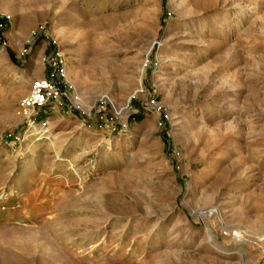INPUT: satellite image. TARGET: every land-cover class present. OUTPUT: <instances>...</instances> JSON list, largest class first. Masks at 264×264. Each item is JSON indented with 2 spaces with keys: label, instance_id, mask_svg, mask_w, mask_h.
I'll list each match as a JSON object with an SVG mask.
<instances>
[{
  "label": "rangeland",
  "instance_id": "374dc122",
  "mask_svg": "<svg viewBox=\"0 0 264 264\" xmlns=\"http://www.w3.org/2000/svg\"><path fill=\"white\" fill-rule=\"evenodd\" d=\"M238 230L264 233V0H0V264H264Z\"/></svg>",
  "mask_w": 264,
  "mask_h": 264
},
{
  "label": "bare ground",
  "instance_id": "6f19581e",
  "mask_svg": "<svg viewBox=\"0 0 264 264\" xmlns=\"http://www.w3.org/2000/svg\"><path fill=\"white\" fill-rule=\"evenodd\" d=\"M32 97V96H31ZM25 107L27 108L28 107V104L27 105H25ZM25 108V109H26ZM45 129V128H44ZM33 130V129H32ZM41 130V129H40ZM43 132V131H42ZM45 132V131H44ZM40 133V132H39ZM195 212L194 213H196L197 214V216L199 217V218H203L204 217V214H203V212L202 211H197L196 212V210H194ZM207 229L206 230H208L207 232H208V239L210 240V242L211 243H213V244H217V242H216V240H215V235H214V233L213 232H211V230L208 228V227H206ZM238 232H240V230H238L235 234H234V239H235V242L236 243H238V244H240V242H243V241H247V240H250V239H246L245 237H244V234H239ZM250 241H252L253 243H256V242H258V243H261V242H264V233L263 234H261V235H259L255 240H250ZM216 246V245H215ZM235 250V249H234ZM238 251H239V253H241V255H245V250L244 249H242V248H239L238 249Z\"/></svg>",
  "mask_w": 264,
  "mask_h": 264
},
{
  "label": "built area",
  "instance_id": "2783aa9c",
  "mask_svg": "<svg viewBox=\"0 0 264 264\" xmlns=\"http://www.w3.org/2000/svg\"><path fill=\"white\" fill-rule=\"evenodd\" d=\"M48 86V83L47 82H38V83H36V85H35V87H34V93H35V95L36 96H38L37 94H39V92L42 90V89H44L45 87H47ZM32 99L34 100L35 98H31L29 101H31V102H28L27 101V103L26 104H28L29 106H30V104L31 103H33V102H35V101H32ZM37 101H38V99H37Z\"/></svg>",
  "mask_w": 264,
  "mask_h": 264
}]
</instances>
